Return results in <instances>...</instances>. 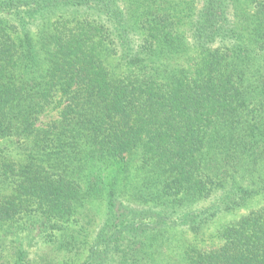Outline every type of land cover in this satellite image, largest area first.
Segmentation results:
<instances>
[{"label":"trees","instance_id":"obj_1","mask_svg":"<svg viewBox=\"0 0 264 264\" xmlns=\"http://www.w3.org/2000/svg\"><path fill=\"white\" fill-rule=\"evenodd\" d=\"M0 264H264V0H0Z\"/></svg>","mask_w":264,"mask_h":264},{"label":"rangeland","instance_id":"obj_2","mask_svg":"<svg viewBox=\"0 0 264 264\" xmlns=\"http://www.w3.org/2000/svg\"><path fill=\"white\" fill-rule=\"evenodd\" d=\"M43 253L45 254V251H43Z\"/></svg>","mask_w":264,"mask_h":264}]
</instances>
